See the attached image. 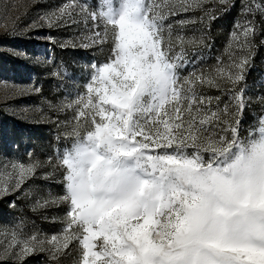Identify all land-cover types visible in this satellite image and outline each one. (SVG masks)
<instances>
[{
    "label": "snow or ice",
    "instance_id": "6c2138e0",
    "mask_svg": "<svg viewBox=\"0 0 264 264\" xmlns=\"http://www.w3.org/2000/svg\"><path fill=\"white\" fill-rule=\"evenodd\" d=\"M236 5L98 0L92 8L69 0L42 17L49 27L91 22L88 43L80 46L110 44V56L91 65L84 95L51 105L74 113L65 133L72 143L57 150L53 171L42 177L60 170L64 193H49L33 211L66 204L63 229L51 236L26 234L22 223L0 230V256L14 254L21 264L39 253L57 260L75 241L77 264H264V116L247 136L240 131L247 106L241 84L264 25V0H239L228 62L217 58L210 71L181 74L189 52L195 58L208 37L182 35L176 26L195 21L173 19L201 10L214 20ZM61 73L67 75L62 67L52 70L56 78ZM205 89L226 93L229 102L221 108L220 97ZM42 167L39 160L5 164L0 199L31 195L24 185L40 178Z\"/></svg>",
    "mask_w": 264,
    "mask_h": 264
},
{
    "label": "rangeland",
    "instance_id": "374dc122",
    "mask_svg": "<svg viewBox=\"0 0 264 264\" xmlns=\"http://www.w3.org/2000/svg\"><path fill=\"white\" fill-rule=\"evenodd\" d=\"M69 0H0V168L10 163H28L39 160L44 167L38 169L37 177L24 185L31 195L24 197L20 192L0 199V230H11L23 225L26 234L33 232L42 236L59 234L64 227L63 218L67 205L50 206L33 211L37 200L62 195V178L57 170L52 179L42 177L53 171L57 163V150L63 152L70 147L72 138L66 137L74 121L73 111H60L51 105L74 100L86 93V85L93 75L92 64H102L110 56V44L102 50L99 46L84 48L85 39L91 34V22L86 27L83 22L60 27H49L42 19ZM95 8L98 0H79ZM118 3V0H117ZM205 8L213 7L206 4ZM219 7V5H217ZM91 10V9H90ZM239 0L230 12L219 13L218 18L210 20L201 10L184 13L173 19L187 18L195 21L176 30L186 37H208V47L199 49L193 58L189 52L190 63L181 70L182 75L196 70L210 71L221 58L225 63L228 57L225 48L230 40L235 20L238 18ZM79 19V18H78ZM259 21V16L257 17ZM55 38V42L52 39ZM66 41L71 44L61 47ZM264 25L255 38L246 79L241 86L245 88L247 106L241 119V136H247L249 127L264 116ZM240 54L239 52L237 53ZM54 67H62L67 75L61 78L52 75ZM40 91L36 92L35 89ZM205 95L220 97V107L229 102V96L216 89H205ZM215 105V102H214ZM52 158V163L48 159ZM20 197V198H17ZM15 206H11L12 204ZM3 247L0 246V252ZM81 250L73 242L65 254L52 260L47 253L33 254L24 258L22 264H77ZM0 264H21L15 255L0 256Z\"/></svg>",
    "mask_w": 264,
    "mask_h": 264
}]
</instances>
